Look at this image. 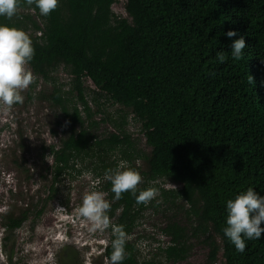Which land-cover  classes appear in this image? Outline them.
I'll list each match as a JSON object with an SVG mask.
<instances>
[{"label":"trees","instance_id":"1","mask_svg":"<svg viewBox=\"0 0 264 264\" xmlns=\"http://www.w3.org/2000/svg\"><path fill=\"white\" fill-rule=\"evenodd\" d=\"M116 1L58 0L44 17L34 4L19 0L13 17L0 16V24L30 36L35 54L27 67L35 82L50 87L35 98L56 111L57 127L67 129L59 146L49 148L50 192L79 162L91 161L95 179L123 162L122 169L142 177L137 194L158 190L159 203L151 201L154 210L162 204L187 207L189 230L175 222L162 230L169 238L158 248L165 261L186 260L189 234L204 237L209 264L219 253L222 264H264V233L259 241L246 240L243 253L223 235L229 199L249 187L264 196V0H126V18L113 14ZM230 30L237 36L229 39ZM240 37L246 48L233 59L231 43ZM218 51L227 54L223 64L215 59ZM61 67L69 79L66 91L55 76ZM85 80L93 90L84 87ZM109 104L120 109L108 113ZM95 115L113 133L95 137ZM128 115L139 125L149 154L128 135ZM138 161L144 169L135 166ZM158 180L181 188L160 189L154 184ZM111 188L108 181L106 214L128 238L146 203L138 204L130 191L115 199ZM26 219V214L4 217L5 232L14 233ZM113 239L111 234L105 259ZM57 259L82 264L71 246H64ZM122 264L160 263L155 257L138 261L126 239Z\"/></svg>","mask_w":264,"mask_h":264},{"label":"rangeland","instance_id":"2","mask_svg":"<svg viewBox=\"0 0 264 264\" xmlns=\"http://www.w3.org/2000/svg\"><path fill=\"white\" fill-rule=\"evenodd\" d=\"M125 2L126 0H117L112 6L115 16L126 18ZM55 76L66 91L69 79L65 70L59 68ZM35 79L33 76L29 87L21 90L24 97L22 104H14L9 108L0 103V264H59L57 257L66 245L75 249L82 264H110L103 253L112 231L109 227L93 230L91 222L78 213L83 196L88 192L103 193L104 199L109 203L108 191L105 189L109 180L105 176L97 178L98 182L94 180L95 176L90 171L92 163L87 159L83 163H77L74 171L62 175L53 186L54 193L50 192L52 160L49 148L59 146L67 129L65 126L57 127L56 111L47 103L36 99L39 92L48 91L50 87L45 86L41 80L35 82ZM31 85L34 86L33 93L30 91ZM84 87L89 91L94 89L88 80H85ZM88 106L92 112L95 111L94 104L88 103ZM106 108L112 114L120 109L119 106L110 107V104ZM93 119L98 123V128L93 133L95 137L102 139L113 133L111 127L101 123L100 116L95 115ZM127 121L128 135L141 152L149 154L150 149L139 132V125L131 115H128ZM119 166L124 167L123 164ZM135 166L145 168L142 161H138ZM154 184L164 190L181 188L177 184L160 180ZM157 196L152 199L153 203L157 202ZM151 201L138 212L136 225L127 238L128 243L136 248L138 261L155 257L160 264H209L204 237L191 238L189 234L188 245L191 248L186 260H164L158 248H164L169 238L162 230L169 222L178 223L189 230L188 221L183 214L187 207L181 202L177 206L185 207L183 210L162 204L156 211L151 207ZM57 206L63 207L65 211L58 214ZM23 214H26L27 219L14 233L7 234L3 226L4 217L17 219ZM114 222L115 217L110 218V226ZM6 237L9 239L6 240ZM220 255L219 253L213 264H222Z\"/></svg>","mask_w":264,"mask_h":264},{"label":"clouds","instance_id":"3","mask_svg":"<svg viewBox=\"0 0 264 264\" xmlns=\"http://www.w3.org/2000/svg\"><path fill=\"white\" fill-rule=\"evenodd\" d=\"M27 3L34 4L40 15L44 17H47L58 6V0H27ZM18 4L19 0H0V16L13 17L17 12ZM225 35L232 39L237 36V33L230 30ZM245 48L244 37L233 40L230 51L232 58L240 59ZM34 54L33 42L25 31L0 24V103L3 105L10 108L14 104L24 102L21 90L27 89L33 81V75L27 65L33 59ZM215 59L223 64L227 60V54L224 51H218ZM93 179L97 182L99 180ZM105 179L111 182V191L115 194V199H121L122 193L130 191L136 202L140 204L147 203L158 195V190L152 187L137 194V185L142 177L132 168L122 169L118 166L115 171L106 170ZM109 207L103 193L92 191L83 196L78 213L91 222L93 230L109 227L114 239L111 241V254L106 260H109L110 264H122L125 259L127 236L122 225L110 226V219L106 214ZM64 211L63 207H56L58 214ZM226 213L227 226L223 229V235L235 246L236 251L240 253L245 251L246 240L259 241L261 239L264 233V228L261 227L264 223V196L257 194L254 188L249 187L246 191L236 195L234 199H229L226 202Z\"/></svg>","mask_w":264,"mask_h":264}]
</instances>
